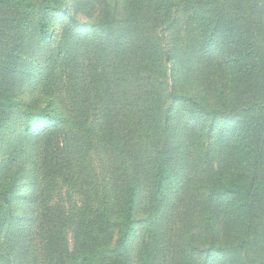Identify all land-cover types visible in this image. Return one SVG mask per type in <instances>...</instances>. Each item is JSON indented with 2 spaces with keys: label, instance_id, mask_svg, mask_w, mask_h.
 Instances as JSON below:
<instances>
[{
  "label": "trees",
  "instance_id": "trees-1",
  "mask_svg": "<svg viewBox=\"0 0 264 264\" xmlns=\"http://www.w3.org/2000/svg\"><path fill=\"white\" fill-rule=\"evenodd\" d=\"M67 1L0 0V37L5 35L7 41L6 59L0 61V147L17 94L27 89L31 97L24 106L20 144L12 158L19 170L28 164L36 170V176L32 170V184L25 196L29 208L27 202L23 205L30 211L28 221L37 223L41 201L36 186L39 189L45 173H62L75 188L90 185L87 159L91 158L90 147H94L105 156L117 151L132 171L110 204L111 211L121 212L112 254L119 264L129 260L135 216L145 211L143 229L153 233L144 264H168L174 244L169 236H159V232L164 233L158 222L175 211L201 216L206 227L200 237L210 238L211 250L219 247L216 242H225L226 235L219 239L220 233L231 229L234 221H241L247 226L243 232L253 236L252 247L264 252V230L253 231L264 221V124L260 115L264 105L255 104L259 107L256 112L246 109L239 113L238 108H229L244 73L243 59L247 68L259 75L256 67H264V47L248 38L246 51H239L240 35L228 43L226 34L214 37L219 23L211 17L225 16L233 0H123L128 19L119 32L107 27L108 22L113 24L107 12L93 16L98 0H72L74 7ZM249 10V20L264 36L255 17L257 11L264 14V0H250ZM35 12L39 14L37 34L31 27ZM78 14L88 18L86 23L77 20ZM174 14L177 18L171 20ZM57 21H65V29L60 45L50 50ZM164 25H171L173 36L166 53L161 35ZM169 75L176 87L177 81L190 80L196 88L193 95L167 91ZM259 81L263 78L253 82L256 85ZM61 87L66 88L68 98L59 104L52 95ZM260 99L264 102L261 95L254 100L259 103ZM208 105L215 107L211 118L206 116ZM92 109L102 117L95 127L88 123L87 114ZM230 110L238 125L230 122ZM37 122L39 127L35 128ZM240 125L246 127L245 132L240 131ZM204 138L213 142L201 150ZM216 144L220 145L217 156ZM244 162L251 166L249 170H241ZM143 180L149 183L146 203H142L140 189ZM10 199L11 194L0 206L10 205ZM97 205L101 206L86 196V207L79 210L91 215L86 224L99 230L87 245L90 251L98 247L95 242L106 241L108 237L102 240L105 233L112 230L103 228L101 215L93 212L102 211ZM198 207L200 212L188 211ZM71 211L77 210L74 207ZM191 216L189 224L193 223ZM165 225L169 227L170 222L165 220ZM25 228L24 244L16 239L13 248L23 263L40 264L36 233L27 225ZM183 253L188 256L187 250ZM102 256L103 260L108 258V252L103 251ZM183 264L190 263L185 259Z\"/></svg>",
  "mask_w": 264,
  "mask_h": 264
},
{
  "label": "rangeland",
  "instance_id": "rangeland-1",
  "mask_svg": "<svg viewBox=\"0 0 264 264\" xmlns=\"http://www.w3.org/2000/svg\"><path fill=\"white\" fill-rule=\"evenodd\" d=\"M66 4L69 7H74L72 0H68ZM232 4L225 16L217 15L211 17L212 20H218L219 23L218 29L214 31V37H218L219 35L222 37V34H226V43H228V41H235L236 37L240 35V41L238 40L239 44L236 48L239 51H246L248 38L249 41L250 39L255 41L258 47H264V36H261L258 29H256L255 25L257 24L253 23V21L251 22L248 18V15L251 14L249 10L250 0H233ZM96 7L93 16H96L103 10L107 12V18H110L113 22V24L108 22L107 27L117 32L122 30L128 19L126 16L128 13L123 0H98ZM60 14L59 11L56 12L57 16H60ZM255 17L262 24L261 30H264V14L257 11ZM38 18L39 14L35 12L31 27L35 30L36 34ZM175 18H177V15H171V20ZM250 18L252 20L251 16ZM87 19L85 15H77V20L83 24L86 23ZM168 26L164 25V32L161 33L164 53H166L169 45H171V38L173 37L172 30L170 29L171 25ZM64 29L65 21H57L53 25L54 36L49 41L50 50L60 45L62 41L60 34ZM6 52L7 41L4 35L0 37V61L6 59ZM191 66L194 67L193 65ZM57 67L58 65L54 70L55 74L58 73ZM242 67L244 68V73L240 74V82L236 90L235 100L231 99L233 104L229 108H238L239 113L246 109L250 112L251 110L256 112V108L259 107H256L255 104L264 105L261 99L259 103L254 100L258 95L264 97V67L257 65V71H261L259 75L250 67L247 68L246 59H243ZM260 77L263 78V81H259L261 86L259 82L255 85L253 81L256 78L260 79ZM53 79H56L55 75ZM64 81L65 79L63 83ZM55 84L57 85V82ZM176 84L177 87L173 85L169 75L166 82V90H172L177 94L189 93V95H193L196 89L190 80H180ZM65 91L66 88L61 87L59 92L57 91L52 95L59 104L68 98ZM30 98V93L27 89L17 94L15 98L16 105L11 113L7 129H5L1 138L0 203L4 204V199L9 197L10 194L11 199L9 201L10 205H6V207L0 206V264H25L26 261L23 263V258L19 257L17 251L13 248L16 239L17 242L21 241L20 244H24L23 241L26 239L25 225L29 227V230L36 233V246L40 264H119L117 256L112 254L114 253L118 238V230L115 225L120 221L121 212L111 211L110 204L111 202L113 203L115 197L120 195V192L126 186V179L130 178L132 171L129 169V164L120 155H117V151L109 152V156H105L104 154H98L96 148L90 147L88 154H91L92 159H87L90 184L88 187H86V183H84L82 188L73 187L62 173L55 175L51 172L45 173L44 178L40 180L39 189L38 185L36 186V195L39 201H41L37 204L38 225L37 223L32 224L28 221L27 215L30 211L28 209L25 210L23 205L27 202L29 208V199L27 200L25 196L26 191L32 184V172L34 171L36 176V170L30 164L26 168L19 170L16 164L13 163L12 158L15 156L13 153L14 148L20 144V135L23 131V114L26 109L24 106L29 102ZM42 101L40 99L38 102L40 108L43 107ZM214 109L213 105L206 106L205 110L208 111L206 116L211 118L210 115ZM260 115H262L261 122L264 124V110L261 111ZM87 117L91 127L99 125L102 120L100 112L96 111V109L90 110ZM229 120L232 124L238 125L232 110L229 112ZM33 125L37 128L39 127V122ZM240 131L245 132L246 127L240 125ZM206 139L204 138L201 141V150L207 143L213 142V139L208 141ZM218 146L220 145L216 144L213 147L215 156H217ZM112 153H114V156ZM221 156L222 154H220L219 159H221ZM196 157H198L197 153ZM84 161L86 169V156ZM214 166H218L217 162H214ZM250 168L251 166L244 162L241 170L245 171ZM140 184L143 196L142 203H146L149 200V183L143 180ZM232 192L241 199L245 198V194L243 193L233 190ZM86 196L89 199H96L97 204L101 205L100 207L97 205L96 209L102 208V211L93 212L101 215L99 218L103 220V228L106 226L107 229H112L110 232L105 233V238L103 237L102 240H105L106 237L108 239L104 242H95V245L98 247L93 248L91 251L87 248V245L91 244V239H96L95 231L99 230L92 225L86 224V221L91 219V215L86 216V211H79L81 208L86 207ZM33 206L34 204L31 205V207ZM74 207L77 211H71ZM188 211L191 213L194 211L200 212L201 208L199 209L198 207L195 210L190 209ZM236 212L239 215L240 211ZM262 212L264 213V208ZM40 216L42 217L40 218ZM188 216L182 211H175L171 214V217L168 213L165 215L163 222H158V228H161L164 233L163 235L159 232V236H164L163 239L169 236L174 244L168 264H183L185 259L190 264H202L206 260L209 262L208 264H264L263 249L252 247L253 236L243 232L247 226H244L241 221H234L231 224V229L229 227L226 233H220L219 239L222 235H226L225 242H216L219 247L211 250L209 244L211 243L210 238L200 237V235H203V228L206 227V223H201L203 220L200 219L201 216L196 217L192 215L193 219L192 216L190 219H192L193 223L189 224ZM145 219H147V211L144 214L139 212L135 216L136 226L131 234L134 235L133 244L130 248L132 253L128 256L129 260L123 264H144L147 258V246L150 243L153 230H150L147 234L146 229H143L145 227ZM165 220L170 222L169 227H166ZM259 230H264V221H260L253 228V231ZM78 234L79 236L77 237ZM23 236L24 238H22ZM188 238L190 241H187ZM157 243L160 244V241H157ZM184 250L188 252L187 257H184ZM103 251L108 252L109 255L104 260L102 258Z\"/></svg>",
  "mask_w": 264,
  "mask_h": 264
}]
</instances>
